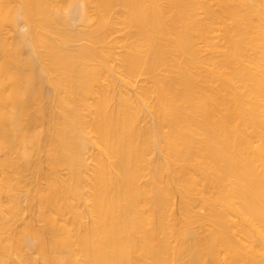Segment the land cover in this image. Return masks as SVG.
<instances>
[{"label":"bare ground","instance_id":"1","mask_svg":"<svg viewBox=\"0 0 264 264\" xmlns=\"http://www.w3.org/2000/svg\"><path fill=\"white\" fill-rule=\"evenodd\" d=\"M0 264H264V0H0Z\"/></svg>","mask_w":264,"mask_h":264}]
</instances>
